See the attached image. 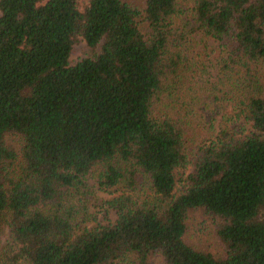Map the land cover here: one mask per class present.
I'll use <instances>...</instances> for the list:
<instances>
[{"label": "trees", "instance_id": "1", "mask_svg": "<svg viewBox=\"0 0 264 264\" xmlns=\"http://www.w3.org/2000/svg\"><path fill=\"white\" fill-rule=\"evenodd\" d=\"M93 172L149 194L96 222L71 203ZM2 218L27 264H264V0H0Z\"/></svg>", "mask_w": 264, "mask_h": 264}, {"label": "rangeland", "instance_id": "2", "mask_svg": "<svg viewBox=\"0 0 264 264\" xmlns=\"http://www.w3.org/2000/svg\"><path fill=\"white\" fill-rule=\"evenodd\" d=\"M128 4L134 6L136 9L142 12L144 7V0H124ZM138 26L145 37L149 34V27L147 22L143 19L142 13L137 18ZM92 55V51L85 45L84 41L80 36L74 37L72 44L69 62L70 64L75 63L82 57ZM198 131V127H193V136ZM197 137V136H196ZM5 140L8 145L17 147L18 137L17 136H6ZM187 170H190L187 169ZM187 170L181 175L184 176ZM136 187L134 190L127 189L122 183L116 187H108L102 189L96 182L94 172L86 179L85 185L80 190L73 193L71 203L73 208L84 214L85 217L94 218L96 222L105 223L107 221H113L116 217V211L112 207V200L114 197L120 195L126 191V194L131 197L132 200H138L139 202L145 198L144 195L149 194L148 190H145L146 184L145 179L142 175L136 174ZM178 175L176 176V179ZM180 186L177 180L176 189ZM187 223V230L185 238L187 242L193 246L207 250L214 256H220L224 252V247L215 235L214 224L215 221L211 216L201 213L200 211L189 212ZM88 226L94 224L93 221H87ZM17 252V246L10 241L8 237V227L5 220L2 218L0 221V264H27L21 258L15 257Z\"/></svg>", "mask_w": 264, "mask_h": 264}]
</instances>
